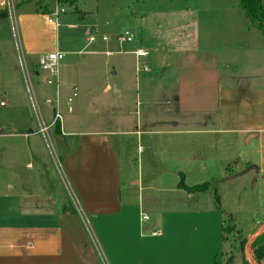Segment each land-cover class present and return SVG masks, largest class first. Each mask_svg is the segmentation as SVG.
Listing matches in <instances>:
<instances>
[{
    "label": "crops",
    "instance_id": "obj_1",
    "mask_svg": "<svg viewBox=\"0 0 264 264\" xmlns=\"http://www.w3.org/2000/svg\"><path fill=\"white\" fill-rule=\"evenodd\" d=\"M8 4L0 1L8 10L6 20L11 14ZM47 10L54 15L52 9L41 6L22 10L17 19L29 63L40 64L41 59L34 58L41 54L46 40L35 19L46 17L43 13ZM48 23L54 22L48 19ZM69 40L70 46L77 41L74 37ZM60 48L56 37L46 54L63 53ZM247 78L261 82L219 87L212 119L195 115L189 121L197 124L187 126L175 123L180 117L171 118L169 123L164 111L152 110L156 101L146 97L148 91L141 88L136 90V112L121 111L127 106L123 103L112 117H97L86 129L76 127L75 122L64 129L62 115L60 120L55 118L59 113L55 108L54 121L46 124L42 120L38 131L29 129L23 143L42 168L47 160L41 157L42 146L37 144L52 133L79 207L63 200L60 188L56 191L55 184L51 188L53 181L46 188L32 187L41 184L31 180L22 187L9 185L0 191V264H228L230 256L233 263L238 259L243 264L240 248L230 245L228 249L230 239L224 230L233 226L248 239L264 224V211L255 221L247 219L252 212L239 217L235 212L241 211L235 205H221L222 187L244 177L215 179L221 170L217 173L215 167L220 148L214 137L233 136L235 141L245 138L248 145L257 143L259 161L247 162L254 171L247 187L257 196L264 195V67ZM55 80L60 97L65 90L71 91L69 101L78 82L59 76ZM115 93H122V89ZM67 104L68 112L74 113L73 106L71 112ZM5 135V129L0 128V136ZM28 167L34 170L32 163ZM212 176L213 180L205 182L210 184L206 192L191 193L179 186L182 180L187 187L202 185ZM82 214L92 225V240ZM143 214L150 216L148 221H143ZM234 216L245 226L239 229ZM257 264H264V260Z\"/></svg>",
    "mask_w": 264,
    "mask_h": 264
},
{
    "label": "rangeland",
    "instance_id": "obj_2",
    "mask_svg": "<svg viewBox=\"0 0 264 264\" xmlns=\"http://www.w3.org/2000/svg\"><path fill=\"white\" fill-rule=\"evenodd\" d=\"M6 1L10 17L0 18V128L6 131L5 136H0V191L9 185L22 187L31 180L41 184L34 183L32 187L46 188L53 181L51 188L53 184L56 191L60 188L63 200L79 205L52 133L37 144L42 146L41 157L47 160L42 168L28 155L23 143L29 129L38 131L42 120L46 124L54 121L57 107L64 129L68 130L74 122L76 127L86 129L93 126L91 121L97 117H112L111 113L118 112L123 103L127 106L121 111L136 112V90L141 88L148 91L146 97L156 101L152 110L164 111L169 123L171 118L180 117L175 123L187 126L195 123L189 121L195 115L212 119L217 111L219 87L261 82L246 76L256 75L264 67V33L246 18L239 7L240 0H77L73 6L57 0ZM41 6L52 9L54 15L47 10L43 13L46 17L35 19L36 28L46 41L34 60L48 56L57 37L60 50L65 53L58 67L59 79L69 77L78 82V97L72 104L74 113L68 112L71 91L65 90L60 97L57 76H50L54 81L48 84L46 72L40 64L29 63L21 42L17 21L21 11ZM0 10L7 8L0 6ZM48 19L54 23L49 24ZM126 32L132 33L134 40L121 46L117 38ZM73 37L77 41L70 46L69 39ZM90 37L95 41L89 44ZM138 49L148 56L137 58ZM118 88L122 93H115ZM123 96L127 98L121 99ZM167 101L170 104L166 105ZM214 141L220 148L215 167L217 173L221 170L215 179L226 175L244 177L232 186L222 187L221 205H235L241 211L235 212L239 217L252 212L247 219L257 221L264 211V195L257 196L247 187L254 176L247 162L259 161L257 143H252L253 148L245 138L235 141L233 136L214 137ZM29 163L34 170L29 169ZM211 180L213 176L200 184ZM213 183L220 186L219 182ZM82 216L92 240V225L87 216ZM237 216L233 219L240 229L245 225ZM228 235V249L230 245L240 247L238 243L244 237L235 229ZM251 255L254 259L252 251ZM233 264H240V260Z\"/></svg>",
    "mask_w": 264,
    "mask_h": 264
},
{
    "label": "trees",
    "instance_id": "obj_3",
    "mask_svg": "<svg viewBox=\"0 0 264 264\" xmlns=\"http://www.w3.org/2000/svg\"><path fill=\"white\" fill-rule=\"evenodd\" d=\"M60 4H69L75 5L77 0H57ZM240 8L243 10L245 16L249 19L251 24L256 27L259 31L264 33V3L262 0H240L239 2ZM47 13V12H46ZM8 17V10H0V18L5 19ZM59 128V125L56 126ZM179 186L188 192L197 193V192H206L209 189L210 184L205 183L202 185H197L194 187L185 186L183 180L179 184ZM236 230L235 227H227L225 228V233L228 235L232 231ZM241 234L240 231H237ZM247 243V239L243 238L239 243L240 250L244 253L245 245ZM251 251L253 253L254 259L257 263H260L264 260V235L255 240V242L251 246ZM234 260L233 256H230L228 259V264H232ZM243 264H249L245 257H243Z\"/></svg>",
    "mask_w": 264,
    "mask_h": 264
},
{
    "label": "built area",
    "instance_id": "obj_4",
    "mask_svg": "<svg viewBox=\"0 0 264 264\" xmlns=\"http://www.w3.org/2000/svg\"><path fill=\"white\" fill-rule=\"evenodd\" d=\"M49 22L52 23V19H49ZM134 40V36L132 33L130 32H126L122 35H120L118 38H117V42L118 44H120L121 46L122 45H125L127 43H131L132 41ZM95 41V38L94 37H91L89 39V43H93ZM103 41H108L107 38H103ZM107 55H109V52L106 53ZM136 56L138 58H144V57H147L148 56V53L143 51V50H138L135 52ZM65 58V54L63 53H59V52H56V53H52V54H49L48 56H46L45 58H42L41 61H40V69L44 72H46L47 74V81H48V84H52L53 80L50 76H57L58 77V67H59V64L61 61H63ZM145 70H148L147 68ZM78 97V89L76 87L73 88V94L72 96L69 98V111L72 112V107L71 105L73 104L74 100ZM55 118L56 120H60L61 119V116H60V113H56L55 114ZM43 132H46V129H43ZM149 220V217L148 216H143V221H148Z\"/></svg>",
    "mask_w": 264,
    "mask_h": 264
},
{
    "label": "water",
    "instance_id": "obj_5",
    "mask_svg": "<svg viewBox=\"0 0 264 264\" xmlns=\"http://www.w3.org/2000/svg\"><path fill=\"white\" fill-rule=\"evenodd\" d=\"M264 235V224H262L248 239L244 249V256L249 264H257L251 255V246L256 239Z\"/></svg>",
    "mask_w": 264,
    "mask_h": 264
}]
</instances>
